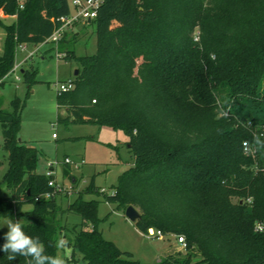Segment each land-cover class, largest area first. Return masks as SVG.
<instances>
[{
    "label": "trees",
    "instance_id": "obj_1",
    "mask_svg": "<svg viewBox=\"0 0 264 264\" xmlns=\"http://www.w3.org/2000/svg\"><path fill=\"white\" fill-rule=\"evenodd\" d=\"M71 12L68 0H26L22 9L16 0H0V82L15 65L17 46L54 48L47 39ZM87 23L95 27L96 51H63L79 68L74 88L56 94V120L123 131L132 164L113 193L101 192L103 199L123 210L134 206L140 213L134 224L144 234L183 237L185 251L144 263L103 237L97 200L80 193L62 210L51 177L36 172L38 151L18 140V98L12 111L0 108L8 153L0 190L9 191L0 196V219L20 220L46 255H57L54 245L65 239L66 264H264V234L254 231V222L264 220V147L253 142L264 140V0H103ZM34 72L21 69L28 89ZM45 192L51 198L35 200ZM93 192L94 178L83 193ZM62 212L80 222L67 228ZM3 237L0 230V248ZM28 259L9 260L0 250V264Z\"/></svg>",
    "mask_w": 264,
    "mask_h": 264
},
{
    "label": "rangeland",
    "instance_id": "obj_2",
    "mask_svg": "<svg viewBox=\"0 0 264 264\" xmlns=\"http://www.w3.org/2000/svg\"><path fill=\"white\" fill-rule=\"evenodd\" d=\"M71 1L68 0L70 6ZM73 32L78 34L74 36ZM23 45V48L17 46L15 50L17 68L12 69L0 85V107L4 111H12V100L19 99L21 116L18 139L38 151L36 172L45 173L50 160L62 162L68 157L72 161L68 164L69 170L63 164L55 169L53 178L56 184L68 191L56 195V204L64 210L80 193L84 200H97V228L103 237L113 241L121 250L131 252L141 262L153 263L173 250L181 249L184 252L174 235L155 237L140 232L117 203L103 199L101 192L111 193L118 176L132 164L123 131L93 123L57 122L56 89L60 83L74 79V71L79 68L77 63L56 57L49 43L37 47L33 44ZM58 50H73L77 56L93 54L96 51L94 25L76 24L73 31H66ZM30 66L35 71L36 82L28 89L21 69ZM7 169L8 153L3 147L0 125V181ZM92 178L99 192L83 193ZM8 194L9 191L2 187L0 196ZM26 206L31 208V204ZM59 214L67 228L80 222V217L74 213ZM7 219H0V230L4 234L8 231L4 225ZM57 254L66 260L71 255V248H58ZM80 255L76 251L74 257L78 259Z\"/></svg>",
    "mask_w": 264,
    "mask_h": 264
},
{
    "label": "built area",
    "instance_id": "obj_3",
    "mask_svg": "<svg viewBox=\"0 0 264 264\" xmlns=\"http://www.w3.org/2000/svg\"><path fill=\"white\" fill-rule=\"evenodd\" d=\"M18 9H22L24 7V4L26 0H16ZM103 0H72L71 5L73 8V11L69 13L68 15L60 17L59 21L60 24L59 26L53 31V33L48 37L47 42H50L54 45V50H55V55L58 58H62L64 56V52H61L58 50V43L61 40V37L66 31L72 30L73 27H75L76 24H85L86 22H89L93 18L96 17L97 10L101 6ZM18 47L23 48L24 45L20 44ZM17 68V65H14L12 69ZM74 88V83L73 80H68L66 82H62L58 85L56 89V94H60L61 92L68 91ZM53 136H55L53 134ZM244 150L245 151H250V148L247 147V145L244 143ZM72 161L68 158L65 157L62 162L58 161L57 159L55 160H50L47 163V170L45 174L47 176H50L51 179L48 181L49 186H53L56 188V190L60 193L62 192H68L64 187H61L56 184L54 180L55 176V169L59 164H71ZM113 193V190L112 192ZM51 198V193L50 192H45L37 195L35 197V200H40V199H49ZM249 201V200H248ZM254 231L257 233H262L264 234V220H256L254 222ZM147 234H152L153 236L155 234H158L159 237L160 231H154L153 229H149ZM177 241L181 244V247L184 249L185 248V243L183 237H178Z\"/></svg>",
    "mask_w": 264,
    "mask_h": 264
},
{
    "label": "clouds",
    "instance_id": "obj_4",
    "mask_svg": "<svg viewBox=\"0 0 264 264\" xmlns=\"http://www.w3.org/2000/svg\"><path fill=\"white\" fill-rule=\"evenodd\" d=\"M214 53H210V58H214ZM227 115V113H223ZM253 142L259 147H264V140L259 136L253 137ZM8 231L4 234L2 250L8 254L9 260H15L17 256L29 258L27 264H66L65 258L59 254L50 256L45 254L44 245L40 242L39 237H32L25 233L23 224L13 219H7L5 224ZM57 248H65L67 241L60 238L54 245Z\"/></svg>",
    "mask_w": 264,
    "mask_h": 264
},
{
    "label": "crops",
    "instance_id": "obj_5",
    "mask_svg": "<svg viewBox=\"0 0 264 264\" xmlns=\"http://www.w3.org/2000/svg\"><path fill=\"white\" fill-rule=\"evenodd\" d=\"M1 17H2L3 21L6 22V23H12V22L15 21V16L14 15H2ZM80 25H82V24H80ZM73 30H74V27L72 28L71 31H73ZM73 34L77 35L78 33L77 32H73ZM4 38H5L4 30L0 27V42H1V46H3ZM9 74L3 79V82L9 76ZM3 82H0V85L3 84ZM29 209L30 208H27L26 205L23 206V210H29Z\"/></svg>",
    "mask_w": 264,
    "mask_h": 264
},
{
    "label": "water",
    "instance_id": "obj_6",
    "mask_svg": "<svg viewBox=\"0 0 264 264\" xmlns=\"http://www.w3.org/2000/svg\"><path fill=\"white\" fill-rule=\"evenodd\" d=\"M77 73H78V69H76L74 71V75H77ZM18 140H20V139H18ZM240 202H242V200H240ZM124 214L128 220H130L131 222H134V223L140 218L139 211L132 205H129L125 208Z\"/></svg>",
    "mask_w": 264,
    "mask_h": 264
}]
</instances>
